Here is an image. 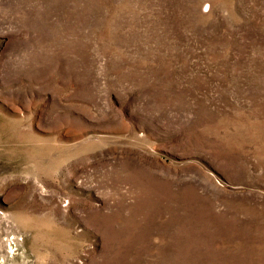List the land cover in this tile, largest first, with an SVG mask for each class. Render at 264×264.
<instances>
[{
    "label": "rangeland",
    "instance_id": "374dc122",
    "mask_svg": "<svg viewBox=\"0 0 264 264\" xmlns=\"http://www.w3.org/2000/svg\"><path fill=\"white\" fill-rule=\"evenodd\" d=\"M0 264H264V0H0Z\"/></svg>",
    "mask_w": 264,
    "mask_h": 264
}]
</instances>
